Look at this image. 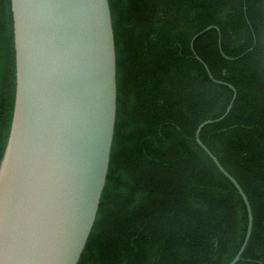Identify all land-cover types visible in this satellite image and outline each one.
<instances>
[{"label":"trees","instance_id":"trees-1","mask_svg":"<svg viewBox=\"0 0 264 264\" xmlns=\"http://www.w3.org/2000/svg\"><path fill=\"white\" fill-rule=\"evenodd\" d=\"M116 115L80 264H264V0H108ZM208 26L210 28L206 29ZM207 66L213 79L209 77ZM215 79V80H214ZM15 96L10 0H0V161Z\"/></svg>","mask_w":264,"mask_h":264},{"label":"water","instance_id":"water-1","mask_svg":"<svg viewBox=\"0 0 264 264\" xmlns=\"http://www.w3.org/2000/svg\"><path fill=\"white\" fill-rule=\"evenodd\" d=\"M15 96L0 161V264H80L108 171L116 55L108 0H10ZM210 28L208 26L206 29ZM207 73L213 79L207 66ZM215 80V79H214ZM195 141L249 201L199 137Z\"/></svg>","mask_w":264,"mask_h":264}]
</instances>
